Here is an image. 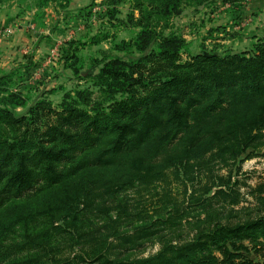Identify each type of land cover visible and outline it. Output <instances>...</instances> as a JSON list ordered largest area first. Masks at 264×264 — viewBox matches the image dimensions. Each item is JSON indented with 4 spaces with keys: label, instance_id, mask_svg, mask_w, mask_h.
<instances>
[{
    "label": "trees",
    "instance_id": "obj_1",
    "mask_svg": "<svg viewBox=\"0 0 264 264\" xmlns=\"http://www.w3.org/2000/svg\"><path fill=\"white\" fill-rule=\"evenodd\" d=\"M55 1L70 2L33 4L40 11ZM102 1L113 9L124 0ZM182 1L207 0H135L137 31L85 72L104 93L101 100L77 90L59 110L46 99L29 103L30 96L12 88L15 70L0 72V207L45 183L33 207L15 216L6 209L0 217V264H264V196L257 209L234 211L246 199L230 167L264 146V37L248 52L201 51L182 61L185 39L157 24ZM210 90L224 104L222 113L192 123ZM169 171L192 184L186 206L174 203L167 216L121 231L133 212L118 200L120 191L164 181ZM201 171L206 180L196 189ZM262 190L247 193L256 198ZM90 213L104 224L92 223ZM56 222L59 237L75 233L66 256L49 230L60 227ZM183 222L190 227L186 238ZM16 226L20 235L9 238ZM152 238L160 243L154 254L133 253Z\"/></svg>",
    "mask_w": 264,
    "mask_h": 264
},
{
    "label": "rangeland",
    "instance_id": "obj_2",
    "mask_svg": "<svg viewBox=\"0 0 264 264\" xmlns=\"http://www.w3.org/2000/svg\"><path fill=\"white\" fill-rule=\"evenodd\" d=\"M102 2V0H73V2L70 0L68 4H64L55 1L39 11L35 8L33 0H0V13L3 12L9 17H20L25 28V37L27 34L32 37L29 43L19 48L18 53L12 49L0 48V72L15 70L12 88L30 96L29 103L36 99H46L52 107L59 110L60 103L67 93L74 97L75 91L87 90L91 93L93 101L101 100L105 96L101 88L94 85V78L87 77L85 72L91 66H95V62L102 57L115 53L112 49L114 42L129 40L134 35L137 28L132 24L139 15L134 9L135 0H124L113 9ZM146 5L147 1H144V8L148 10ZM108 10H112L110 18ZM156 20L153 19V22ZM13 22L14 20L10 21ZM157 24L158 30L164 34L175 32L185 39L188 46L181 52L182 61L201 51H215L220 54L248 52L259 39L264 37V0H207L200 3L182 1L177 13L172 14L168 19L159 18ZM14 25L15 23L10 24L4 29V37H14V30L22 27L18 25L14 28ZM94 36L105 39L93 44L90 40ZM26 40L24 42H27ZM98 68L93 69V74H97ZM205 95L208 96L204 103L193 109L191 122L194 124L208 121L209 118L216 117L223 111L224 104L217 103L214 90L206 91ZM17 111L21 112L24 109L18 107ZM256 152L257 155L250 158L241 155L238 157L241 162L237 159L230 165L233 169L231 182H236L239 191L246 199L234 206V211L241 212V207L255 210L260 204L259 198L264 196V146ZM237 166L239 169L234 172ZM217 169L218 165L215 164L214 170ZM225 172V168L219 171L220 174ZM205 177L202 171L198 174L197 181L193 182L196 189L201 187L206 180ZM191 185L189 182L175 180L169 171L164 181L123 188L117 195L118 200L126 201L133 214L120 223V230L129 231L136 225L167 216L174 203L183 204L185 207ZM44 186L45 183L40 182L24 191L20 197H11L0 207V217L5 214L6 209L15 216L19 210L33 207L38 202L34 199L36 200L43 191ZM257 186H262L263 190L253 198L247 192L249 188ZM228 210L229 208L225 207V212ZM116 212L114 208L110 210L112 216H115ZM89 216L92 223L98 226L104 224L105 218L101 215L90 213ZM55 224L60 227L58 229L49 227L50 233L60 243L64 251L63 255L66 256L70 253L68 243L74 239L75 233L66 230L69 237H66L67 239L59 237L61 236L59 233L63 232L60 229L62 223ZM184 224L183 222L181 238H186L190 231V227ZM87 228H91V225ZM20 229V226H16L9 233V238L18 237ZM159 247L158 239L152 238L136 248L133 253L138 256H149Z\"/></svg>",
    "mask_w": 264,
    "mask_h": 264
},
{
    "label": "crops",
    "instance_id": "obj_3",
    "mask_svg": "<svg viewBox=\"0 0 264 264\" xmlns=\"http://www.w3.org/2000/svg\"><path fill=\"white\" fill-rule=\"evenodd\" d=\"M73 2V0H72ZM13 23H15V25L13 26L14 28L18 25H22V19L20 17H9V16H6L3 12L0 13V48L3 49V50H6V49H12L13 51H16L17 53L19 52V48L22 47V45H24L25 43H29L30 39H32V37L30 38L28 36V34L24 35V30L25 28L23 27H20L18 28L17 30H14V37L16 36L17 38L14 39L13 36H8V37H4L3 34H4V29H6L7 27L10 26V24H13V23H10V21H13ZM19 36H22L21 38H19ZM27 39L26 41L27 42H24V40ZM16 47V49H15ZM18 48V49H17ZM15 52V53H16Z\"/></svg>",
    "mask_w": 264,
    "mask_h": 264
}]
</instances>
